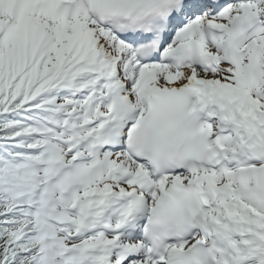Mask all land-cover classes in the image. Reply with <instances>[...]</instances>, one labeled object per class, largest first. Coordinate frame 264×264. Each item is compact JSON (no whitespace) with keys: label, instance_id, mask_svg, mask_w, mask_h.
Returning <instances> with one entry per match:
<instances>
[{"label":"snow or ice","instance_id":"6c2138e0","mask_svg":"<svg viewBox=\"0 0 264 264\" xmlns=\"http://www.w3.org/2000/svg\"><path fill=\"white\" fill-rule=\"evenodd\" d=\"M0 264H264V0H0Z\"/></svg>","mask_w":264,"mask_h":264}]
</instances>
